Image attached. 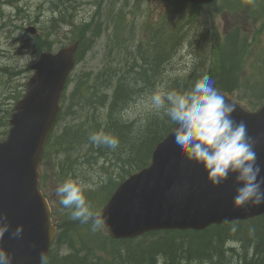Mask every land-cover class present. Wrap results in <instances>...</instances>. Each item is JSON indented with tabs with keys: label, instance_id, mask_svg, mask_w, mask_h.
Here are the masks:
<instances>
[{
	"label": "trees",
	"instance_id": "1",
	"mask_svg": "<svg viewBox=\"0 0 264 264\" xmlns=\"http://www.w3.org/2000/svg\"><path fill=\"white\" fill-rule=\"evenodd\" d=\"M163 1L170 4L173 18L164 16L159 24L149 26L147 39L137 44L132 51L126 45L125 25L121 26L122 20L119 18L115 23L113 43L114 49H118L122 55L125 53L123 58L114 67L106 64L94 75L89 73L75 81L71 97L68 98L67 93L63 95L55 126L63 119L65 109L71 114L78 97H82L86 107L79 104L83 111L73 113L78 123L60 126L57 133L54 130L51 132L42 157L43 171L47 170V163L52 157L61 155L58 163L51 165L59 184L70 178L76 179V168L73 167L75 159L71 157L76 152V156H80L78 159H85L84 163L104 162L100 166L101 170L108 167L116 169L120 164L118 168L123 173L119 175V181L115 182L108 175L102 185L86 190L84 195L88 202L96 201L105 194L104 204L121 181L149 163L154 147L175 127L163 109L151 113L155 115H148L139 126L134 121H126L124 111L139 93L153 90L158 84L164 85L166 92H185L206 74L215 82L214 87L218 91L235 95L237 101L248 110H255L264 102V89L258 92L256 82L251 83L248 74L241 75L246 65V52H250L257 37L264 34V0H222L219 5L218 1L209 5H190L180 0ZM204 9L206 13L203 15ZM221 12L240 17L244 14L250 21L258 20L260 33L248 39L238 25L219 32L208 23L209 18ZM90 25H86L79 33L77 63L100 33L99 24L94 28ZM88 30L92 39H86ZM35 40L37 53L50 49L51 43L47 42L46 37ZM182 47H188L196 61L188 74L166 80L164 75L167 66ZM3 73L10 75V82L19 71L4 69ZM71 82L72 79H69L67 84ZM67 101L69 104L65 106ZM97 107L103 110V115L98 114ZM4 125L7 128V121ZM99 131L116 136L119 146L113 150L92 144L89 135ZM6 133L7 129L1 133L0 140L4 139ZM45 181L42 174L41 182ZM53 216L59 232L47 255V264H161V260L163 264H182L193 260L221 264L226 261L223 254L233 252L223 247L232 233L231 227L239 228L242 225L246 226L248 236L254 238L249 256L253 257L249 260L244 258V264H264V216L245 222L214 225L201 232L160 231L147 233L137 239L119 241L110 239L98 230L86 237L80 235L79 227L83 223L73 220L71 209H65L61 204ZM56 246H66L67 253H53Z\"/></svg>",
	"mask_w": 264,
	"mask_h": 264
},
{
	"label": "water",
	"instance_id": "2",
	"mask_svg": "<svg viewBox=\"0 0 264 264\" xmlns=\"http://www.w3.org/2000/svg\"><path fill=\"white\" fill-rule=\"evenodd\" d=\"M208 5L216 0H182ZM27 31L33 33V28ZM77 43L56 53L43 52L30 67L33 74L9 119L0 142V215L7 213L11 229L0 244L12 264H41L57 234L50 206L40 190V164L49 135L60 112L67 79L75 67ZM237 106L233 118L244 121L256 141L257 163L264 177V104L247 111L233 96L220 92ZM239 185L230 175L215 187L203 168L187 162L173 130L151 153L150 163L118 185L98 216L107 217L105 233L114 240L134 239L148 232L202 231L211 225L244 221L264 215V205L236 207ZM23 225V234L11 231Z\"/></svg>",
	"mask_w": 264,
	"mask_h": 264
},
{
	"label": "rangeland",
	"instance_id": "3",
	"mask_svg": "<svg viewBox=\"0 0 264 264\" xmlns=\"http://www.w3.org/2000/svg\"><path fill=\"white\" fill-rule=\"evenodd\" d=\"M221 3L222 0H218L217 5ZM54 4L59 5L58 11H61L62 16H65L64 19H70L69 15H71L68 24L57 19L52 21V17H57L58 15L57 12H54ZM205 13L206 10L204 9L202 14L204 15ZM164 16L173 18V11H171L170 4L163 0H71L70 3L67 0H13L10 4L0 5V69L25 71L23 76L13 78L11 83L16 93L20 92L22 88L17 89V87L20 84L23 85L33 74V72L28 71V68L38 57L35 48V37L26 33L25 29L35 27L37 35L42 37V39L47 37V41H50L51 46L57 51L60 47L71 43L72 39L78 35V32L85 27L87 22L91 21L92 27L99 24V35L90 43V48L84 52L82 59L77 63L70 76L72 82L66 90L69 98L72 95L73 87L76 86L75 81L89 73L94 75L106 64H111L114 67L123 58L125 53L122 55V52L114 49L113 43L115 41V23L119 18L122 20L121 26L125 25L124 36L127 39L126 45L130 47L129 51H132L137 44L147 39L148 27L159 24ZM248 18L244 14L240 17L221 12L209 18V23L206 20L203 21L209 25H214L219 32H222L225 28L229 29L234 25H238L240 30L247 35V38L251 39L254 35L260 33L258 32L260 30V22L258 20L250 21ZM86 34L87 38L91 39V33L88 32ZM246 54V65L241 71V75L243 77V75L248 74L251 83L256 82L259 88L258 92H262L264 89V34L257 37L250 48V52H246ZM195 61L194 54H191L188 47L180 48L176 56L170 60L164 78L167 80L175 76L188 74ZM9 79V74H0V118L2 119L0 120V135L6 129L4 122L9 119L10 112L14 107V103L5 105V98L3 97L2 86L8 84ZM165 89L164 85L158 84L153 90L139 93V96L128 105L126 112L124 111V119L126 121H134L135 125L139 126L148 115L160 111L161 109L157 110L153 107L151 96L156 92H166ZM68 104L69 102L67 101L65 106ZM79 104L81 107H86L82 103V97H78L71 114L65 109L63 119L54 129L56 133L60 126H73L78 123V120L75 119L76 114L73 115V113L83 111L82 108H79ZM97 108L98 114L103 115V110L100 107ZM80 153L83 152L80 151ZM76 155V152L71 155L72 159H75L73 167L76 170L74 172H76V178H80L90 185L87 190L94 189L100 184L102 185L108 175L116 182L119 181V175L123 174L118 168L120 164L116 169L108 167L106 170H101L100 166L104 162L99 164L96 161L93 164L84 163L85 159L82 157L78 159L80 156ZM61 158V155L52 157V160L47 163V170L43 171L46 179L43 183L44 193L54 212H57V209L60 208L59 197L56 194V189L60 184L51 169V165L58 163ZM105 199L106 195L104 194L96 201H89L92 202L90 205L94 215L100 211ZM89 227H93L92 221L83 223L79 227V234L86 237L88 234L96 232L95 230L101 231L100 228L92 229L93 231H91L88 230ZM245 228L246 226L244 225L239 228L236 226L231 227L230 232L232 233L227 237L228 242L223 247L231 248L233 252L223 254L226 261L221 264H244V258L249 260L253 257L249 256L252 253L254 238L248 236ZM67 251L66 246H56L53 249V253L59 255H64ZM243 255H246V257H242ZM160 262L163 264L162 260ZM182 264L210 263L193 260Z\"/></svg>",
	"mask_w": 264,
	"mask_h": 264
},
{
	"label": "clouds",
	"instance_id": "4",
	"mask_svg": "<svg viewBox=\"0 0 264 264\" xmlns=\"http://www.w3.org/2000/svg\"><path fill=\"white\" fill-rule=\"evenodd\" d=\"M214 81L203 75L185 92H156L151 96L155 109H163L175 125V144L183 158L203 168L213 186L218 187L235 176L236 190L233 204L236 207L264 205V177L257 163L256 141L248 134L244 121L233 118L237 106L214 87ZM89 141L97 146L116 149L119 139L104 131L93 132ZM90 187L80 178L67 179L58 185L56 194L65 209H71V218L87 223L93 220V230L107 228V217L94 215L85 198ZM11 229L7 213L0 215V242ZM23 225L11 231L13 238L23 234ZM13 257L0 244V264H12ZM41 264H47L41 253Z\"/></svg>",
	"mask_w": 264,
	"mask_h": 264
},
{
	"label": "flooded vegetation",
	"instance_id": "5",
	"mask_svg": "<svg viewBox=\"0 0 264 264\" xmlns=\"http://www.w3.org/2000/svg\"><path fill=\"white\" fill-rule=\"evenodd\" d=\"M50 50L54 51V47L50 46ZM20 76H23V72H21L18 77H20ZM2 88H3V91H4L3 97L5 98L4 99L5 100V105L12 104L13 103V99L16 97L15 89L12 87V85H11L10 88L9 87L8 88L7 87L4 88L3 86H2ZM20 88H21L20 86L17 87V89H20Z\"/></svg>",
	"mask_w": 264,
	"mask_h": 264
}]
</instances>
